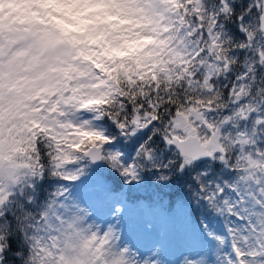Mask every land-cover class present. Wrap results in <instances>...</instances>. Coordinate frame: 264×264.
<instances>
[{
  "label": "snow or ice",
  "instance_id": "snow-or-ice-1",
  "mask_svg": "<svg viewBox=\"0 0 264 264\" xmlns=\"http://www.w3.org/2000/svg\"><path fill=\"white\" fill-rule=\"evenodd\" d=\"M0 264H264V0H0Z\"/></svg>",
  "mask_w": 264,
  "mask_h": 264
},
{
  "label": "trees",
  "instance_id": "trees-1",
  "mask_svg": "<svg viewBox=\"0 0 264 264\" xmlns=\"http://www.w3.org/2000/svg\"><path fill=\"white\" fill-rule=\"evenodd\" d=\"M176 191L177 189L175 187L164 189L163 192H158L156 189L153 188H142L136 191L134 195L140 198L141 203H147L149 198L157 201L160 198H164L165 203H167L168 198L167 196H165V193L175 194Z\"/></svg>",
  "mask_w": 264,
  "mask_h": 264
}]
</instances>
